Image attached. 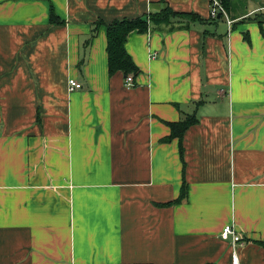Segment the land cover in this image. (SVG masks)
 I'll use <instances>...</instances> for the list:
<instances>
[{
	"label": "crops",
	"instance_id": "obj_1",
	"mask_svg": "<svg viewBox=\"0 0 264 264\" xmlns=\"http://www.w3.org/2000/svg\"><path fill=\"white\" fill-rule=\"evenodd\" d=\"M165 7L199 21L129 33L126 88L105 25ZM210 9L0 0V264H230L228 224L264 264V0ZM191 115L180 154L168 124Z\"/></svg>",
	"mask_w": 264,
	"mask_h": 264
},
{
	"label": "trees",
	"instance_id": "obj_2",
	"mask_svg": "<svg viewBox=\"0 0 264 264\" xmlns=\"http://www.w3.org/2000/svg\"><path fill=\"white\" fill-rule=\"evenodd\" d=\"M220 2L224 8H227L229 0H220ZM173 18H179L189 22L199 21L195 15L174 12L169 7H165L157 14H150L145 17H137L133 19L114 20L106 24L105 30L108 74L112 76L113 74L120 72L124 77L130 74L133 75V77L138 76L140 73L139 69L135 66L125 50L127 36L133 31L145 33L147 32V28L150 24L158 25L168 23ZM50 23H60L59 19L53 14V12L50 14ZM197 122L198 120L195 116L191 115L176 123L168 124L170 134L165 140L170 141L172 139H177L179 141V151L180 154H182L181 139L183 133ZM185 189L186 186L183 184L180 196L185 194Z\"/></svg>",
	"mask_w": 264,
	"mask_h": 264
},
{
	"label": "built area",
	"instance_id": "obj_3",
	"mask_svg": "<svg viewBox=\"0 0 264 264\" xmlns=\"http://www.w3.org/2000/svg\"><path fill=\"white\" fill-rule=\"evenodd\" d=\"M221 15L226 17L225 9L222 6L220 0H211V9L209 14L210 19H216ZM227 24L229 26L231 22L227 20ZM67 85L69 92L79 91L82 89V85L73 79H69ZM124 86L126 88H131L133 86L132 76L128 75L125 77ZM220 238L224 241H229L231 250L230 264H241L237 255V249L242 244V238L236 231L235 226L233 224L224 226L221 230Z\"/></svg>",
	"mask_w": 264,
	"mask_h": 264
}]
</instances>
